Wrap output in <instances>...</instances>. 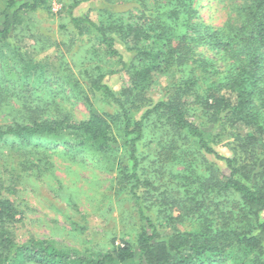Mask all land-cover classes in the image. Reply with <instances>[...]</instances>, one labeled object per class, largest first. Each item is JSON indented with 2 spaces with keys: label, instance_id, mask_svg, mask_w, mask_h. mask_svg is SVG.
Instances as JSON below:
<instances>
[{
  "label": "trees",
  "instance_id": "trees-1",
  "mask_svg": "<svg viewBox=\"0 0 264 264\" xmlns=\"http://www.w3.org/2000/svg\"><path fill=\"white\" fill-rule=\"evenodd\" d=\"M83 1L69 7L75 31L70 47L89 39L93 54L112 57V65L120 68L104 72L91 65L85 51L87 58H83L86 61L78 81L73 80L77 76L70 70L46 78L57 84L73 83L76 93L85 81L89 88L83 93L88 118L74 121L61 110L46 115V104L55 98L51 93L40 94L29 101L25 112L19 111L21 118L0 123V141L14 139L30 155L43 153L46 164L49 144L74 155L123 153V190L142 227L120 243L112 237L110 248L97 254L83 253L49 238L19 242L13 229L22 211L0 187V264H264V0H241L237 14L229 15L217 30L194 21V0H115L127 8L109 13L105 23L74 16L72 10ZM226 1L229 7L236 4ZM47 3L6 0L0 11V41L13 45L12 38H18L31 15ZM128 38L136 44L130 48L135 57L129 62L117 47ZM201 47H210L213 57L198 51ZM81 50L83 47L73 56ZM220 61L222 67L217 65ZM9 62L12 65L6 70L12 73L10 80L31 87L34 83L27 79L29 72L19 65L22 61L13 57ZM121 69L130 76V86L118 94L105 79ZM161 75L169 77L163 96L149 101ZM3 82L0 77L2 94L10 92L7 87L17 86ZM29 94L37 95L35 91ZM150 120L162 121L164 132L147 152L144 141ZM116 123L121 124L122 143L113 134ZM240 124L253 132L243 135L232 131ZM222 134H228L234 152H249L251 161L242 163L236 154L221 153L216 145ZM257 149L261 152L256 153ZM210 156L217 164L223 162L227 171L218 173ZM159 192L171 202L169 209L162 204L156 214ZM175 205L188 206L189 212L205 213L209 219L203 217L200 229L176 230L163 236L160 218L171 213ZM212 214L230 215L216 219Z\"/></svg>",
  "mask_w": 264,
  "mask_h": 264
},
{
  "label": "rangeland",
  "instance_id": "rangeland-1",
  "mask_svg": "<svg viewBox=\"0 0 264 264\" xmlns=\"http://www.w3.org/2000/svg\"><path fill=\"white\" fill-rule=\"evenodd\" d=\"M75 1L78 0H48L45 7L31 15L28 26H25L18 38H12L13 45L0 41V77L6 81L3 82L4 84H17L16 87H7L10 91L8 94H2L3 89L0 87V123L10 124L13 120L21 118L19 111L25 112L30 100L34 101L40 94L46 93H51V96L55 98L53 103L46 104L44 110L46 115L61 110V112L66 111V114L74 121L87 119L89 106L83 93H85L84 90H89L88 84L80 80L83 82L84 89L80 88L79 93H76L73 92L75 85L72 81V85H67L65 82L57 84L46 77H51L52 73H58L61 70H70L77 76L73 80L78 81L86 61L83 59L86 52L92 59L91 65H98L104 72L108 73L110 69L120 68L112 65L111 60L114 61L112 57L93 54L94 50L90 48L92 43L89 39L85 42L77 41L70 47L75 31L71 23L69 7ZM227 3L223 0H194L193 6L197 9L194 21L205 23L213 30L221 28L228 21L229 15L237 14V7L240 6L241 0H234L236 4L232 7H229ZM5 5L6 0H0V11ZM125 8H127L126 4L116 3L115 0L114 2L113 0H85L72 11L74 16H89L99 23H105L109 13L120 12ZM134 45L136 44L132 38H128L126 42L117 43V47L128 62L134 60L135 51L130 49L134 48ZM81 47L83 50L78 52L77 56H73L72 53L74 51L76 53ZM198 51L209 57H213L214 54L210 47H201ZM13 57L17 62L21 60L19 65L29 72L27 79L34 83L31 87L20 84L18 80V82L10 80L13 76L6 68L12 65L9 61ZM62 57L65 58L62 59ZM217 65L222 67L221 61ZM15 68L16 66L12 69ZM65 78L63 77V81ZM168 80L167 75L158 76V82L156 80V85L150 91L149 101L154 102L163 96V87ZM105 82L120 94L127 86H130V76L121 69L110 73ZM29 91H35L37 95L33 94L30 97ZM41 104L44 105V103ZM157 125L162 127V121L148 122L144 141L147 152L154 144L153 140L163 135L164 127L158 129ZM120 130L121 124L116 123L113 134L122 143ZM232 131L243 135L253 132L245 124L238 125ZM232 137L235 138V135ZM231 141L228 139V134H222V139L216 147L224 155L231 157L236 154V158L242 163L250 162L249 152L243 150L239 153L234 152ZM46 146V159L49 160L47 164L41 158L44 156L43 153L30 155L20 147L17 140L0 141V182L4 183L0 187L22 211L17 216L20 220L13 229L17 241L49 238L62 246H68L83 253L97 254L100 250L110 248L112 237L116 236V243H120L122 238H131L141 229L138 212L123 190L125 179L123 153H113L108 156L99 154L91 157L89 154H71L63 147L54 144ZM255 152L260 153L261 150L257 149ZM210 160L218 165V173L227 171L223 162L219 161L218 164L215 162L217 160L214 156H210ZM151 165L153 167L152 158ZM214 173L216 172H212L213 175ZM11 180H15L16 183L13 184ZM153 186L160 190L166 189L164 186ZM8 187H11V192L7 190ZM159 193L157 202L154 201L157 206V208L154 206L155 212L162 204L169 209L171 202L166 195ZM171 199L174 200V197ZM185 205L181 207L175 205L171 213L167 212L164 218H160L159 229L163 236L167 237L176 230L184 231L196 227L200 229L203 217L209 219L205 213L189 212L190 207ZM229 215L212 214L211 217L223 219Z\"/></svg>",
  "mask_w": 264,
  "mask_h": 264
}]
</instances>
